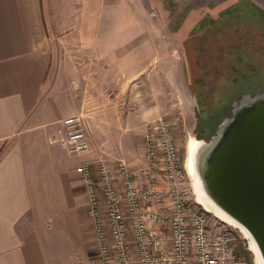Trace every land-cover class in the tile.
<instances>
[{
  "label": "crops",
  "instance_id": "crops-1",
  "mask_svg": "<svg viewBox=\"0 0 264 264\" xmlns=\"http://www.w3.org/2000/svg\"><path fill=\"white\" fill-rule=\"evenodd\" d=\"M147 1L0 0V264H103L76 167L105 159L122 193L117 159L145 166L148 124L183 103L182 57ZM72 114L80 154L62 141Z\"/></svg>",
  "mask_w": 264,
  "mask_h": 264
},
{
  "label": "built area",
  "instance_id": "built-area-1",
  "mask_svg": "<svg viewBox=\"0 0 264 264\" xmlns=\"http://www.w3.org/2000/svg\"><path fill=\"white\" fill-rule=\"evenodd\" d=\"M62 122L66 127L62 141L69 152L88 151L80 115L65 116ZM145 141V166L134 171L127 159H117L122 193L114 167L105 159H96V169L87 160L76 167L86 185L102 263L245 264L235 243L237 228L213 220L185 185L187 168L172 120L162 116L149 123ZM163 199L161 206L151 204Z\"/></svg>",
  "mask_w": 264,
  "mask_h": 264
},
{
  "label": "rangeland",
  "instance_id": "rangeland-1",
  "mask_svg": "<svg viewBox=\"0 0 264 264\" xmlns=\"http://www.w3.org/2000/svg\"><path fill=\"white\" fill-rule=\"evenodd\" d=\"M154 1L162 13L155 19L163 21L167 55L176 52L183 61L180 117H166L172 120L185 161L189 137L210 136L217 123L229 114L236 97L242 92L264 89V0ZM238 3L241 4L236 9ZM184 183L195 197L187 170ZM210 216L220 221L214 213L210 212ZM237 229V248L245 264H253L247 241Z\"/></svg>",
  "mask_w": 264,
  "mask_h": 264
},
{
  "label": "water",
  "instance_id": "water-1",
  "mask_svg": "<svg viewBox=\"0 0 264 264\" xmlns=\"http://www.w3.org/2000/svg\"><path fill=\"white\" fill-rule=\"evenodd\" d=\"M198 139L194 167L204 193L245 236L252 263L264 264V91L235 100L214 133Z\"/></svg>",
  "mask_w": 264,
  "mask_h": 264
},
{
  "label": "bare ground",
  "instance_id": "bare-ground-1",
  "mask_svg": "<svg viewBox=\"0 0 264 264\" xmlns=\"http://www.w3.org/2000/svg\"><path fill=\"white\" fill-rule=\"evenodd\" d=\"M199 143L200 141L197 137H189L186 143L185 157V167L187 168L188 173L191 175L194 184L195 199L208 211L213 212L215 215L219 216L221 219H224L230 224H235L209 200L200 185L199 178L194 167V153Z\"/></svg>",
  "mask_w": 264,
  "mask_h": 264
},
{
  "label": "trees",
  "instance_id": "trees-1",
  "mask_svg": "<svg viewBox=\"0 0 264 264\" xmlns=\"http://www.w3.org/2000/svg\"><path fill=\"white\" fill-rule=\"evenodd\" d=\"M239 4H241V3H238V4L235 6L236 9H237V7L239 6ZM203 31H204V30H203ZM203 31H201V32H203ZM204 32H205V31H204ZM194 47H197V46L195 45ZM192 54H193V53H192ZM191 57L193 58V62H194V64H197V65H198V59L195 58L194 55L191 56ZM199 66H200V65H199ZM233 68L235 69V67H233ZM199 80H200V78H199ZM263 91H264V89H262V90H260V89H258V90H249V91H247V92H242L238 97H236V98L234 99V101L240 99V98H241L244 94H246V93L256 94V93L263 92ZM234 101H233V102H234ZM231 110H232V107H231ZM230 114H231V111L229 112L228 115H230ZM228 115H227V116H228ZM225 117H226V116H225ZM223 118H224V117H223ZM223 118H222V119H223ZM222 119H221V120H222ZM221 120H220V121H221ZM220 121H219V122H220ZM219 122L217 123L216 127L214 128L213 133H214V131L216 130V128H217ZM213 133H212V134H213ZM212 134H211V135H212ZM211 135H210V136H211ZM210 136H208V137H199V138H206V139H207V138H209Z\"/></svg>",
  "mask_w": 264,
  "mask_h": 264
}]
</instances>
